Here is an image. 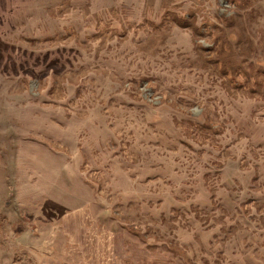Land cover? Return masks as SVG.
<instances>
[{
	"label": "rangeland",
	"instance_id": "obj_1",
	"mask_svg": "<svg viewBox=\"0 0 264 264\" xmlns=\"http://www.w3.org/2000/svg\"><path fill=\"white\" fill-rule=\"evenodd\" d=\"M0 264H264V0H0Z\"/></svg>",
	"mask_w": 264,
	"mask_h": 264
}]
</instances>
